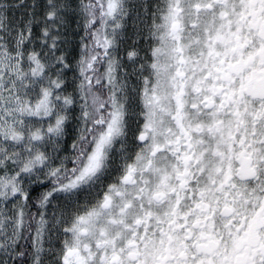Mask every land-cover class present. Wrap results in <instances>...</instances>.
Here are the masks:
<instances>
[{
	"label": "snow or ice",
	"instance_id": "6c2138e0",
	"mask_svg": "<svg viewBox=\"0 0 264 264\" xmlns=\"http://www.w3.org/2000/svg\"><path fill=\"white\" fill-rule=\"evenodd\" d=\"M0 264H264V0H0Z\"/></svg>",
	"mask_w": 264,
	"mask_h": 264
}]
</instances>
